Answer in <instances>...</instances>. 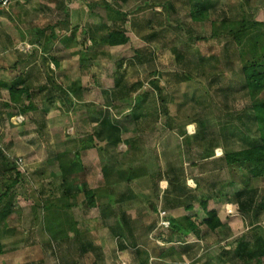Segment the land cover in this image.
I'll list each match as a JSON object with an SVG mask.
<instances>
[{
    "label": "rangeland",
    "instance_id": "rangeland-1",
    "mask_svg": "<svg viewBox=\"0 0 264 264\" xmlns=\"http://www.w3.org/2000/svg\"><path fill=\"white\" fill-rule=\"evenodd\" d=\"M194 4L203 6L202 21L190 14ZM0 15V160H23L17 192L28 194L0 206L11 209L2 222L9 232L0 264H264V209L256 218L240 214L231 199L244 189L248 168L225 161L264 145L255 119L264 82L246 81L243 71L250 63L264 67V0H12ZM245 23L258 25L243 31ZM112 32L122 35L108 38ZM72 82L80 102L63 94ZM55 83L63 92L53 103L60 111L47 104ZM15 87L25 92L18 96ZM86 118L112 124L122 138L115 151L122 166L130 160L121 152L125 140H137L144 160L127 183L118 176L119 162L104 174L99 153H81L77 184L64 197L66 226L55 209L32 206L62 196L61 178L51 175L57 166L50 146L61 150L71 136L75 148L89 138L75 131H83ZM169 170L175 188L155 179ZM251 187L264 204V175ZM85 188L94 192L96 207L87 205ZM203 200L223 222L217 232L204 224ZM162 211L182 229L190 216L199 233L152 232ZM43 216L51 228L41 227ZM127 223L139 225L137 236H151L145 247L146 239L138 240L141 253L130 244L122 249L114 236ZM159 232L164 238L156 241Z\"/></svg>",
    "mask_w": 264,
    "mask_h": 264
},
{
    "label": "trees",
    "instance_id": "trees-1",
    "mask_svg": "<svg viewBox=\"0 0 264 264\" xmlns=\"http://www.w3.org/2000/svg\"><path fill=\"white\" fill-rule=\"evenodd\" d=\"M12 2V0H11ZM203 6L200 4H194L191 8V16L195 21H202L203 19H201V17L203 16ZM202 8V9H201ZM0 11H4V10H0ZM1 16V15H0ZM227 21H224L222 26H228V24L226 23ZM244 28L243 31H247L248 28H250V26L252 27H256L258 25V23L252 24V25H247L246 23L243 24ZM229 34H232L233 36L234 31H229ZM232 32V33H231ZM228 34V31H227ZM121 32H112L108 35V38H119L121 36ZM213 37V36H212ZM54 60V64H58L59 62ZM244 74H245V78L246 81H257V82H264V67H260V65H257L256 63H250L249 66L244 67L243 69ZM56 84V83H55ZM57 86V85H55ZM60 87V86H59ZM62 87L59 88V90ZM14 89V88H12ZM23 90V89H22ZM20 91L19 89H14V91H17L18 96H20L21 93L25 92L24 91ZM54 97H52L51 99L53 100ZM47 100H50V97L47 98ZM53 102V101H52ZM140 106V105H139ZM164 112H166V110L164 109ZM255 119L258 121V125L260 127V130L262 132V136L261 139L264 142V102L263 103H259L255 106ZM114 129V127L112 126L111 123H107L106 121H103L100 125H97V127H95L92 130V133L89 136V138H86L84 141L79 142V144L75 147V152H74V159L68 160L66 158V155L71 152V151H64V153L59 154L56 157V160L59 163V167H58V173L54 174V178L55 179H59L58 177H60L61 179V184L60 187H62L64 190V192L62 193L61 197H57L54 199L49 198L48 200H43L39 205L34 204L32 206L33 211L34 210H43L42 212H49L53 209L56 210V216L57 218L60 220L64 219L65 215H64V210L63 207H65V201H64V197L65 194H68V190L70 189H74V186L77 184L76 182H74V179H72V181L70 180V173H76V171L79 173L80 169H77V167L79 166V164L81 163V151H86L88 149H92V148H96L99 156L101 158V162H102V170L105 173H107V170H110L109 168L118 163L119 162V156L121 155V153H116L115 151L117 150L119 144L122 141L121 137H117L115 136L113 133L114 131L112 130ZM116 130V129H115ZM182 133L184 134L185 131L182 130ZM187 135V133H186ZM104 142V141H108V143H103L104 145H98V142ZM124 142H126V146H127V150L126 153L123 154L125 157L129 158L130 160L126 162V164L124 166H122V162H119V167H118V171L117 173L119 174L118 176L121 177L123 179V177H125V181H127V183H131L132 180H134L138 175L139 172L138 171H134L135 167L137 166L136 163L138 165H140V163L143 162L144 157H142L141 152L139 151V147L136 144L137 140L136 139H130V140H125ZM264 144V143H263ZM140 153V154H139ZM128 154V156H127ZM115 155V156H114ZM5 161H6V166L4 168L5 173L3 174V179L2 182L0 184L1 186V190L2 193L0 194V206L2 205V203L4 201L9 202V198L14 197V199L18 202V197L19 194L17 192L18 187L21 184H24V179H23V172L21 171V168L17 165V161L18 159H15V161L13 159H9L8 157H4ZM225 161L227 162V165L230 168H242V167H247V176H243V180L241 181L242 184L244 185V189L238 191L236 194H234V199H231V202L233 204H237L239 209H240V214L243 217H247L248 215L252 214L255 215V218L260 214V211L264 209V204H258L257 200V196H258V190L256 188L251 187V183L254 180H259V178H261L264 175V145H255L252 146V148L246 149V150H242V151H238V152H234L232 154H228L225 157ZM132 162V163H131ZM143 169L140 171V173L143 172L142 175H145L144 170L145 167H143L142 165L140 166ZM125 168H127L130 172V174L128 176L125 175ZM170 168V167H169ZM138 173V174H137ZM169 170V172L167 174H159L156 176L155 179L160 180V178H164L167 179L168 181H170V184L172 185L173 188L174 187V182L176 181L175 177H173L172 175L174 174V172H172ZM233 184H235V182H232ZM107 185H112L111 183L106 182ZM169 192V191H168ZM85 194V198L87 200V205L89 207H96L98 204H96L95 200L96 197L94 196V192L91 189L85 188L84 191ZM166 201H168L166 199ZM174 204V203H172ZM200 205L204 208V210L206 211L207 214V219L204 222V224L206 225V227L212 231V232H217L222 226H223V222L221 221L218 213L216 210H211L208 211L207 207H208V201L207 200H203L200 201ZM16 206V205H15ZM69 204L67 205V208H69ZM173 207V205H171ZM186 209L188 210H192V205H188L186 206ZM11 209H7L6 211H0V223H2L4 221L5 218H7L9 216V214L11 213L10 211ZM61 212V213H60ZM58 214V215H57ZM64 217V218H63ZM167 219H169V221L171 222V226L169 227L170 230H168V233L174 235L176 232L179 231L180 235L184 234L185 236H189V235H195L197 233H199L198 227L196 226V224L193 223L192 219H190V216L187 217L186 221H187V226H185L183 229L181 225H173L172 226V221H171V217L169 218V215L167 214ZM39 220H41L39 223L41 225L42 228L47 227L48 229L51 228L49 226L48 223V219L43 216L41 217ZM71 220V217H66V219H64L63 222H68ZM62 222V221H59ZM52 224L54 226L55 223L52 221ZM47 225V226H46ZM67 226V224H66ZM75 224L72 225L71 227H69L68 230H75L74 228ZM126 229L124 228H115L114 229V236L115 237H119V239L121 240V243H124V247L122 246V249H124L125 247H130L128 244L132 245L133 248L137 249L138 253H141V248L139 247V243L138 240H141L142 238H145L143 242V247H145L144 245H146V241L148 239L151 238L150 234L149 237L147 235V232L144 234V237H142L143 235H138L135 233L137 232V227L139 226L138 224L135 225V223L132 224H125ZM136 227L135 229H133V227ZM179 226L180 230H177ZM57 227V226H56ZM53 231H54V227ZM58 228V227H57ZM168 228V229H169ZM145 228H142V230ZM59 230V229H58ZM127 230V231H126ZM160 228L158 229V227L156 226L152 232H157L159 231ZM51 231V230H50ZM161 231V230H160ZM139 233H143V232H139ZM0 234H1V227H0ZM57 234V233H56ZM159 236H156L157 238L155 239L156 241H159V239L164 238L162 237L163 235L161 234V232H159L158 234ZM166 240V239H165ZM168 240V239H167ZM171 239H169L167 241V245L168 243L171 244ZM86 244L88 243H82L80 246H87ZM2 245H0V255L3 253L2 251ZM85 249V248H84ZM83 249V251H85ZM85 254V252H84ZM83 255V254H82ZM261 256H264L261 255Z\"/></svg>",
    "mask_w": 264,
    "mask_h": 264
},
{
    "label": "crops",
    "instance_id": "crops-1",
    "mask_svg": "<svg viewBox=\"0 0 264 264\" xmlns=\"http://www.w3.org/2000/svg\"><path fill=\"white\" fill-rule=\"evenodd\" d=\"M20 2H22V3H24L25 2V0H19ZM54 64V63H53ZM56 64V63H55ZM57 66L59 65V63L58 64H56ZM59 67V66H58ZM55 70V69H54ZM73 83H76V82H72L70 85H69V89H67V90H65V92L63 93L62 91H61V89L58 91L57 90V86H55V87H53V89H55L56 90V93H54L53 94V96H49L48 95V98L49 97H54V101L52 102V100L50 101V100H47V104H48V108L49 109H51V108H54L55 106H56V104H53L54 102H57V101H59V100H61V98H58L57 97V95L59 94V92H61V93H63L69 100H70V98H69V95H70V97L72 98V99H74V100H76L77 102H80V101H82V95L79 93V92H76L74 89H73V87H74V84ZM56 85H57V83H56ZM78 98H77V97ZM47 97V96H46ZM50 101V102H49ZM52 105V106H51ZM47 108V109H48ZM55 109L57 110V111H60V109H57L56 107H55ZM48 113V112H47ZM46 113V114H47ZM84 124L82 125V126H84V129H83V131H80L78 128H77V130H75L76 131V134L77 135H80V134H83V133H86V134H84V135H86V136H88V135H90L91 133H92V130L95 128V127H97L96 126V124L94 123V122H92V121H90V119H85V121H82ZM95 124V125H94ZM91 125H94V127L91 129V131H85V130H87L88 128H91ZM87 132L89 133V134H87ZM83 135V136H84ZM83 136H80V138H82ZM66 139L68 140L67 141V143H66V145H65V143L64 144H62L61 146L63 147V149H61V150H58L57 148H55V149H52V147L50 146V150H49V148H48V150H49V152L51 153V158L53 159L52 160V162L54 163V165L55 166H57V169L56 170H53L52 169V173H51V175H52V177H53V179H55L54 178V174H57L58 173V167H59V163H58V161L56 160V157L59 155V154H62V153H64V151L66 150H68V151H71V152H69L67 155H66V158L67 159H74L73 158V156H74V150H75V148H72V147H70L69 145L71 144L70 142H73L74 141V139L70 136V137H66ZM84 141V140H83ZM80 142V141H79ZM82 142V141H81ZM79 144V143H78ZM78 144H76V146L78 145ZM75 146V147H76ZM121 146V145H120ZM124 146H125V148L127 149V146L124 144ZM125 149V150H126ZM92 150H95L97 153H98V151H97V149L96 148H92V149H88V150H84V151H81V153L83 154V153H85V152H90V151H92ZM121 151V152H126V151ZM6 153H7V151H5ZM99 155V154H98ZM82 156V155H81ZM99 160H100V158H99ZM5 166H6V161H5V159H3V160H0V184H1V182H2V179H3V174L5 173V171H4V168H5ZM39 172V171H38ZM74 174H75V172L72 174V173H70V180L72 181V178L74 177ZM162 183V182H161ZM161 183H160V185H161ZM72 186H74V185H72ZM163 192V191H162ZM19 194V197H18V200L21 202V201H25L26 199H28V194L26 193V192H21V193H18ZM0 227H1V234H0V245H2V246H4V240H3V237H5V235L9 232L7 229H8V223H5V224H1L0 223ZM175 234H177L176 236H179L180 237V233H175ZM182 235V234H181ZM182 236H185V235H182ZM192 235H189V236H187V237H191ZM186 237V236H185ZM3 254V253H2ZM1 254V255H2ZM0 255V256H1ZM1 258V257H0Z\"/></svg>",
    "mask_w": 264,
    "mask_h": 264
},
{
    "label": "built area",
    "instance_id": "built-area-1",
    "mask_svg": "<svg viewBox=\"0 0 264 264\" xmlns=\"http://www.w3.org/2000/svg\"><path fill=\"white\" fill-rule=\"evenodd\" d=\"M11 4H12L11 0H0V10H8ZM17 165L20 168L24 166L23 160L21 158L18 159ZM165 188L167 187L166 186L164 187L162 184V189H165ZM162 212L163 213L159 214V226L158 227L160 229H168L171 226V222L169 221V219H167V212L166 211H162ZM160 246H163V244H161Z\"/></svg>",
    "mask_w": 264,
    "mask_h": 264
}]
</instances>
